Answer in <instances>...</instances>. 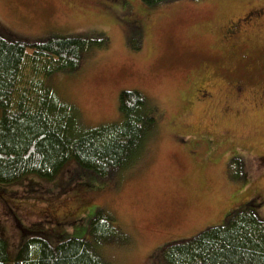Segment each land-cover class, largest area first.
I'll return each instance as SVG.
<instances>
[{"label":"rangeland","instance_id":"rangeland-1","mask_svg":"<svg viewBox=\"0 0 264 264\" xmlns=\"http://www.w3.org/2000/svg\"><path fill=\"white\" fill-rule=\"evenodd\" d=\"M262 5L0 0V33L7 39L103 42L77 72L53 79L86 125L118 122L119 95L133 90L156 105L158 120L139 160L113 179L99 180L72 162L53 180L0 184V238L11 262L27 235L41 232L52 246L89 238L98 211L117 231L113 243L93 246L107 264H166L168 245L225 225L248 205L264 220V16L258 21L251 14ZM247 13L243 29H261L241 33L239 50H222L223 26ZM237 78L248 83L235 88ZM70 209L69 219L56 218Z\"/></svg>","mask_w":264,"mask_h":264},{"label":"trees","instance_id":"trees-1","mask_svg":"<svg viewBox=\"0 0 264 264\" xmlns=\"http://www.w3.org/2000/svg\"><path fill=\"white\" fill-rule=\"evenodd\" d=\"M143 1L155 6L178 0ZM102 43L54 36L30 44L0 33L1 185H14L32 176L53 180L72 162L99 180L113 179L139 160L158 125L156 105L139 91H122L120 120L92 127L86 125L78 106L53 84L56 76L77 72ZM248 207L225 225L168 245L162 253L164 262L264 264V220ZM109 223L98 211L89 238L56 246L41 232L28 239L27 235L13 262L8 242L0 238V264H107L93 246L114 242L117 231Z\"/></svg>","mask_w":264,"mask_h":264},{"label":"flooded vegetation","instance_id":"flooded-vegetation-1","mask_svg":"<svg viewBox=\"0 0 264 264\" xmlns=\"http://www.w3.org/2000/svg\"><path fill=\"white\" fill-rule=\"evenodd\" d=\"M107 0H105L106 2ZM254 10L251 12V14H256L255 19L260 20L262 16H264V5L258 6L253 8ZM250 20V13L247 14H242L241 16H236L234 19L230 20L229 22L226 23L225 26L222 28V34L223 38L220 40L221 48L222 50L230 49L231 51L229 53H233L241 47L242 39L245 37L240 38V34L244 33L246 36L249 34H252L251 28L255 30V24H250V29H243L244 24H249L248 21ZM248 27V28H249ZM261 29V27L257 28L255 31ZM232 30L234 32H237L238 34L235 36V33H232ZM223 39V40H222ZM240 40V41H238ZM223 41V42H222ZM264 63V60H263ZM235 83V82H233ZM246 83H248L247 78H243V80L240 78H237L236 83L234 84V87L236 88H242L246 86ZM73 215V209L68 210V211H63L61 217H56L61 220H66L69 219ZM182 238V237H181ZM179 238V239H181ZM184 240V239H181ZM180 241V240H179ZM177 242V241H176ZM163 243H167V241H164Z\"/></svg>","mask_w":264,"mask_h":264}]
</instances>
